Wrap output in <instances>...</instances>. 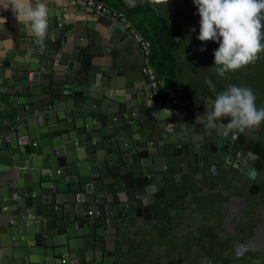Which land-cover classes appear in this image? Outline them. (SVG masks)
<instances>
[{
    "label": "water",
    "instance_id": "obj_1",
    "mask_svg": "<svg viewBox=\"0 0 264 264\" xmlns=\"http://www.w3.org/2000/svg\"><path fill=\"white\" fill-rule=\"evenodd\" d=\"M90 30L85 44L77 31L50 25L42 42L26 36L24 56L0 55V153L41 171L23 170L18 179L28 180L13 182L15 193L0 202V225L12 217L15 233L24 235L6 264H114L119 228L141 226L174 185L221 158L225 137L196 123L212 99L173 91L169 107L152 100L142 108L147 92L139 104L134 65L109 34ZM95 45L105 52L95 56ZM47 120L49 131L24 132ZM255 205L264 207L229 197L222 227L235 253L246 244L239 232Z\"/></svg>",
    "mask_w": 264,
    "mask_h": 264
},
{
    "label": "flooded vegetation",
    "instance_id": "obj_2",
    "mask_svg": "<svg viewBox=\"0 0 264 264\" xmlns=\"http://www.w3.org/2000/svg\"><path fill=\"white\" fill-rule=\"evenodd\" d=\"M191 8L188 14L195 13L196 26L188 29L186 34L193 37L198 32L200 17L197 7ZM198 87V93L215 100L216 96L208 95L202 86ZM214 131L225 137L218 146L223 151L220 160L204 173L176 184L177 187L144 216L141 226L126 227L128 232L124 236L117 234L114 264H137L142 259L144 264H264V207L255 205L247 222H243L244 230L239 232V238L246 244L236 253L222 227L231 195L246 202L264 203V122L244 133H234L220 124ZM211 185L226 190L221 217L217 212H198L187 195L196 188H211ZM176 203L182 204L181 210H169ZM218 209H221V203ZM138 230L143 234L135 237L134 231ZM145 233L150 235L153 245H149V254L139 259L131 243L139 242L140 238L142 241L148 239ZM237 239L234 238L235 242Z\"/></svg>",
    "mask_w": 264,
    "mask_h": 264
},
{
    "label": "clouds",
    "instance_id": "obj_3",
    "mask_svg": "<svg viewBox=\"0 0 264 264\" xmlns=\"http://www.w3.org/2000/svg\"><path fill=\"white\" fill-rule=\"evenodd\" d=\"M50 3L60 7L65 0H0V9L10 10L17 25L42 42L48 34ZM193 3L200 17L197 39L219 44L214 51V66L221 77L259 59L264 52V0H193ZM0 21V26L7 23L4 17ZM206 83L212 86L211 80ZM207 109L196 118V123L207 128H216L218 122L228 120L226 129L244 133L264 122V107L257 108L256 96L248 87L229 84Z\"/></svg>",
    "mask_w": 264,
    "mask_h": 264
},
{
    "label": "crops",
    "instance_id": "obj_4",
    "mask_svg": "<svg viewBox=\"0 0 264 264\" xmlns=\"http://www.w3.org/2000/svg\"><path fill=\"white\" fill-rule=\"evenodd\" d=\"M101 1H103V3L115 9L116 11L123 12L125 14L122 9L115 6L116 3L113 0ZM128 1L132 6H134L133 4L139 5L143 3L142 0H131L132 2L130 0ZM49 8L51 10L49 16V26L56 24L59 25V27L61 28L66 26L70 29V33L77 31L79 35L77 41H79L80 43L89 44L90 41L87 35L91 31L90 28L97 34L101 32L102 35L104 34L107 37L109 34L110 41H112V44L116 47L117 52H120L121 56L126 59L125 62H127L129 66L131 64L134 65L133 69L135 70V77H131L130 81H132L133 83V92H135V94L137 95L136 101L139 104H142L143 100L141 99V91L145 90L147 92V102L141 105V107L144 108L147 105H152L150 88L143 72V57L140 52L141 50L138 47V44L130 35V33L123 27L121 23L109 17L96 16L90 9L79 5L70 4L67 2V0H65V4L60 7H58L54 3H50ZM0 17H4L7 20L6 24L0 26V55L10 53L16 56L17 58H19V55L21 54L24 56L26 53H28L27 49L25 48V40L28 34L24 29L17 25V22L10 10L0 9ZM128 19L133 24V21L129 17ZM0 25H2V21H0ZM134 28L136 29L135 26ZM137 32L141 34L140 31L137 30ZM105 50L106 47H100L99 45H95L93 48V54L95 56H98L100 53H103V51L105 52ZM5 72L11 73V71L8 69L5 70ZM29 76L31 77L32 74L30 73ZM115 78L118 77L116 76ZM0 82H6L5 78H0ZM1 88L8 90V87L1 86ZM173 91L198 92L197 89L182 86L179 80L175 79L172 90L169 92L167 97L161 96L162 99L167 102H170V94ZM119 92L120 91H117V93ZM148 101L150 102L148 103ZM145 116L149 120L155 121V119L153 117H150L148 114H146ZM44 124L45 125L39 126L34 123V125L32 124L30 127L26 126L24 132L38 131L42 133L44 131H49L50 120L45 121ZM1 139L3 138H0V140ZM29 163L30 161H20L17 155H13L10 151L0 153V202L6 200L8 201L12 197L13 193H15V190L13 189V182H15L19 178V175L22 173L23 170L32 171V173L41 172L40 169L37 170V168L35 169L34 167L28 168ZM20 165L25 166V168H21ZM50 171L53 172V170ZM26 180H28L27 175H23L22 179L20 180L18 179V181L20 182H24ZM176 187V185L173 186V188ZM12 219L13 218L10 217L7 222L6 220L3 222L5 224L0 225V264H6L7 259H11L12 254L20 253L18 252L20 248L18 247L17 243L23 240L24 235L15 233L16 227L14 220ZM27 219H30V216H28ZM125 231V228H119L118 234H122ZM57 232L58 231H52L49 233ZM28 244L34 245L35 242H28ZM26 248L24 249L26 250ZM33 249L35 248L33 247ZM6 254H8L9 257H7ZM36 256L40 257V255ZM3 260H5V263L3 262Z\"/></svg>",
    "mask_w": 264,
    "mask_h": 264
},
{
    "label": "rangeland",
    "instance_id": "obj_5",
    "mask_svg": "<svg viewBox=\"0 0 264 264\" xmlns=\"http://www.w3.org/2000/svg\"><path fill=\"white\" fill-rule=\"evenodd\" d=\"M142 2L139 5H151L165 20L167 27L175 31L173 38L170 41H165L162 50L173 49L172 52H168L174 58L176 79L179 80L182 86L193 89L202 86L207 91V94L214 97L224 91L229 84L248 87L252 89L256 96V105L264 107V52L259 54V59L254 63L236 71L227 72L221 77L217 72L216 66H214V51L219 47V44L211 41L206 43L199 41L197 39L199 36V24H197L198 32L193 36L194 38L186 34L188 29L196 26L194 21L195 13L188 14L190 9H192L191 6H194L193 0H142ZM144 30L146 31L145 27L140 29L142 33ZM147 38L152 42L150 34L147 35ZM155 48L154 50H157ZM202 48L204 51H201ZM170 62L172 63V60ZM208 80L212 81V86L206 83ZM187 195L192 198L191 202H193L195 208L197 207L198 212H217L219 217H221L223 213L222 206H224V201L227 197L226 190L220 189L218 185L213 187L211 185V188H196ZM220 203L221 209H218ZM181 205L176 203L172 205V208L168 209L180 211ZM127 232L126 230L122 235H126ZM134 232L137 234L134 233L135 237H140L143 234L142 230ZM147 235L148 239L142 241L140 238L139 242L131 243L133 246L130 245L134 252L137 253L139 259L141 258L140 256L145 258L151 250L149 245H153V241L149 238L150 235ZM147 240L149 241L148 243ZM137 264H144V259Z\"/></svg>",
    "mask_w": 264,
    "mask_h": 264
},
{
    "label": "trees",
    "instance_id": "obj_6",
    "mask_svg": "<svg viewBox=\"0 0 264 264\" xmlns=\"http://www.w3.org/2000/svg\"><path fill=\"white\" fill-rule=\"evenodd\" d=\"M113 1L116 3L115 6L122 9L127 18L129 17L133 21L138 31L144 27L146 28V31L144 30L143 33L140 32L147 40H149L147 35L150 34L152 39V42L149 40L152 46L151 64L163 83L161 96L167 97L176 79V63L170 54L173 49H169L168 51L170 52L162 49L165 41H170L173 38L175 31L167 27L165 20L151 5L132 6L128 0ZM154 47H156L155 49L157 50H154ZM171 60L172 63L170 62Z\"/></svg>",
    "mask_w": 264,
    "mask_h": 264
},
{
    "label": "built area",
    "instance_id": "obj_7",
    "mask_svg": "<svg viewBox=\"0 0 264 264\" xmlns=\"http://www.w3.org/2000/svg\"><path fill=\"white\" fill-rule=\"evenodd\" d=\"M68 3L79 5L90 9L96 16H105L118 21L130 33L134 41L139 45L143 57V72L148 78V86L151 92V99L160 108H167L170 102L161 97L162 80L158 77L154 67L151 64L152 46L149 40L141 35L134 28L131 21L123 12L109 8L101 0H67Z\"/></svg>",
    "mask_w": 264,
    "mask_h": 264
}]
</instances>
